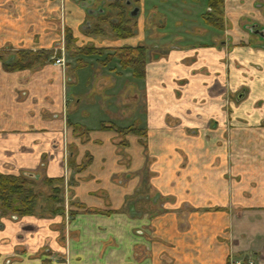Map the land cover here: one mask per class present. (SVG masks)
I'll use <instances>...</instances> for the list:
<instances>
[{"label": "crops", "instance_id": "1", "mask_svg": "<svg viewBox=\"0 0 264 264\" xmlns=\"http://www.w3.org/2000/svg\"><path fill=\"white\" fill-rule=\"evenodd\" d=\"M111 1L0 0V172L63 177L73 210L1 218L0 264H264V41L249 30L264 0H224L218 18L138 0L133 36H88ZM62 27L78 47L151 45L144 78L89 73L67 91L60 66L1 58L50 50ZM137 83L141 110L108 106L105 89Z\"/></svg>", "mask_w": 264, "mask_h": 264}, {"label": "trees", "instance_id": "2", "mask_svg": "<svg viewBox=\"0 0 264 264\" xmlns=\"http://www.w3.org/2000/svg\"><path fill=\"white\" fill-rule=\"evenodd\" d=\"M223 1L207 0V5L213 13L209 17L218 18L223 14ZM103 9L104 15H90L91 18H96V22L88 26V32L93 29L104 31L103 25H109L110 33L117 38H128L135 33L134 28L131 27V20L134 16L129 15V10L124 1L114 0L108 2ZM100 23H103V25L100 26ZM65 40L67 43L75 42L74 37L68 30L65 31ZM89 48L86 54L101 56L103 52L108 51L113 55L112 58L120 62L119 64L123 69L132 70L135 78H144L145 65L149 60L150 54L146 45L122 46L111 49L96 48L91 45ZM17 54V61H15L11 69L31 68L40 61L48 60L52 56V51H19ZM85 164L80 167H84ZM70 165L73 167L74 163L70 162ZM64 189L65 180L63 177H45L37 180V178L28 173H21L16 176L0 172V216H4L8 212H12L16 216L63 214Z\"/></svg>", "mask_w": 264, "mask_h": 264}, {"label": "rangeland", "instance_id": "3", "mask_svg": "<svg viewBox=\"0 0 264 264\" xmlns=\"http://www.w3.org/2000/svg\"><path fill=\"white\" fill-rule=\"evenodd\" d=\"M123 1H125V0H122V2ZM131 1H132V3L129 6L130 8L133 9V7L141 6L140 2L138 0H131ZM178 1L181 2L180 5L178 4ZM198 1H199V3H197ZM206 1L207 0H177L174 3V7L181 9V10L180 11H174V9H173L172 11H170V13L173 12L175 15H182L181 16L182 18H185L186 15H189V16L194 15V14L201 12V11L202 12L204 11L203 13H205V12H207V10H205L206 6H208L206 4L207 3ZM152 2H153V0H146V4L144 6L145 7L144 8L145 14H148L149 12H151L150 6L152 5ZM138 13H139V11H138ZM63 17H64V15H61V18H59L60 21H62V22L65 18V17L64 18ZM87 18L90 19V17H87ZM91 20H92V23L96 22V18L92 17ZM104 21H106V20H104ZM152 23H153V21H152ZM156 23H157V19H156ZM102 25H103V23H100V26H102ZM131 27L134 28L135 33H136V30H137L136 17L132 18ZM147 27H149V26H147ZM145 28H146V26H145ZM103 29H104V31L93 29V30H90V32H86V34L88 36H91V37L97 36V34L101 35L102 37H106L108 35V33H110L109 25H103ZM62 30L64 32L66 29H64V27H62ZM59 41H60L59 45H55L54 47H52L50 49V51H52V56L48 60L43 61V62H49V63L55 65L56 59H58V58L63 59L64 65L60 66V73H61L62 77H64V81H66L65 84L67 86V91H69L70 90L69 88L72 86L70 83H67L68 79H74L78 75L79 76L80 75H89V73H93V75H96V74H98V75H110V76L112 75L111 76V79H112L113 76H114V78H116L117 75H122L124 72H126L125 74H128V76H125V77L131 78L132 76H134L132 70L130 71L129 69H123L119 64L120 62L117 59L112 58L113 55L108 51L103 52V54L101 56L88 54V53L86 54V52L88 51L87 49H90L89 46L92 45L91 43H87L84 46L78 47L75 42L67 43L65 40V35H63V37H60ZM146 47L149 50V53H150L149 59H150L152 54H153L151 52L152 46L146 45ZM83 49H85V50H83ZM105 49H107V48H105ZM2 54L3 55L1 56V58L3 60H10L11 59L12 61H15L18 58V54L15 51H10V50L6 51L5 50ZM81 54H83V55H81ZM43 62L40 61L38 64H42ZM33 66H37V65L35 64ZM55 66H57V65H55ZM56 69H58V66ZM83 69H86V70H83ZM120 86H121V84H117L112 90L105 89V93L110 95V98L108 99V104H109L108 106H112L114 110H117L119 108L121 109L123 106H124V108L125 107L127 108L128 104H125V103L130 102L131 107L128 106L129 110L133 111L136 108H139V110H141L143 108V84L137 83L134 88L132 87L129 90L128 88L125 87L121 92H119ZM67 97H68V99H69V97H71L69 95V93L67 94ZM128 98H130L129 102L127 100ZM139 98H141L140 104L138 103ZM70 102L73 103V98L70 99ZM136 111H137V109H136ZM141 115L142 114L139 113L136 116V117H138V116L141 117V121H139V124L142 123V116ZM68 123L70 124V126H72L73 129L76 128V126H77V124H74L70 121H68ZM74 132H76V133L82 132V128H79V126H77V128L74 129ZM40 186L42 187V185H40ZM66 205L67 204L64 201V205H63L64 206V212L70 216V213L73 212V210L70 212V209H68V206H66ZM69 205H70V203H69ZM13 216L19 217V216H16V214L13 215L12 212H8L6 215L0 216V219L4 218V217L10 218ZM69 218L70 217L67 216V219H69Z\"/></svg>", "mask_w": 264, "mask_h": 264}, {"label": "flooded vegetation", "instance_id": "4", "mask_svg": "<svg viewBox=\"0 0 264 264\" xmlns=\"http://www.w3.org/2000/svg\"><path fill=\"white\" fill-rule=\"evenodd\" d=\"M124 2L126 3V6H127L128 10H129V15H136L138 13V11H139L138 7H133V9L129 7L130 4L132 3L131 0H125ZM103 8H104V4L100 5L99 7H95L92 10L89 11L88 15H104L105 12H104ZM135 9H137V12L135 14H132L133 10H135ZM212 14L213 13H212V10H211L210 7H208L207 12L203 13V15H212ZM261 29L259 27L254 26V25L249 27V30L251 32L257 33V35H259L260 38L263 39V41H264V29L263 28H261ZM71 211L72 210H70V212Z\"/></svg>", "mask_w": 264, "mask_h": 264}, {"label": "built area", "instance_id": "5", "mask_svg": "<svg viewBox=\"0 0 264 264\" xmlns=\"http://www.w3.org/2000/svg\"><path fill=\"white\" fill-rule=\"evenodd\" d=\"M55 65L63 66L64 65L63 59L61 58L56 59ZM230 264H256V262L253 259H244V260L231 261Z\"/></svg>", "mask_w": 264, "mask_h": 264}, {"label": "water", "instance_id": "6", "mask_svg": "<svg viewBox=\"0 0 264 264\" xmlns=\"http://www.w3.org/2000/svg\"><path fill=\"white\" fill-rule=\"evenodd\" d=\"M137 12V9L133 10L132 14H135ZM134 16V15H133Z\"/></svg>", "mask_w": 264, "mask_h": 264}]
</instances>
